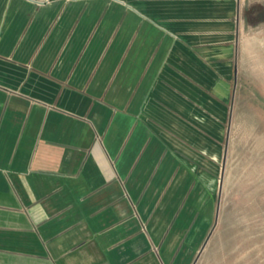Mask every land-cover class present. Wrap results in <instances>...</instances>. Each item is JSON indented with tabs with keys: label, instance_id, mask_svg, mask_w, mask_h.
Returning a JSON list of instances; mask_svg holds the SVG:
<instances>
[{
	"label": "crops",
	"instance_id": "crops-1",
	"mask_svg": "<svg viewBox=\"0 0 264 264\" xmlns=\"http://www.w3.org/2000/svg\"><path fill=\"white\" fill-rule=\"evenodd\" d=\"M260 2L0 0V264L171 263Z\"/></svg>",
	"mask_w": 264,
	"mask_h": 264
},
{
	"label": "rangeland",
	"instance_id": "rangeland-1",
	"mask_svg": "<svg viewBox=\"0 0 264 264\" xmlns=\"http://www.w3.org/2000/svg\"><path fill=\"white\" fill-rule=\"evenodd\" d=\"M216 177L181 197V240L170 264H264V4L250 7ZM172 228V227H171Z\"/></svg>",
	"mask_w": 264,
	"mask_h": 264
}]
</instances>
